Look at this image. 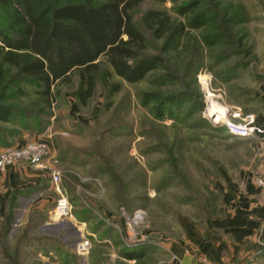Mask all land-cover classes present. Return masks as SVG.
Returning a JSON list of instances; mask_svg holds the SVG:
<instances>
[{
	"label": "trees",
	"instance_id": "trees-1",
	"mask_svg": "<svg viewBox=\"0 0 264 264\" xmlns=\"http://www.w3.org/2000/svg\"><path fill=\"white\" fill-rule=\"evenodd\" d=\"M148 1L151 7H145ZM167 1L171 2L169 8L165 6ZM229 3L225 0L216 5L213 0H0V150L16 145L19 137L48 131L54 124L52 118L57 119L54 110L62 99L64 86L75 89L80 107L91 105L102 90L106 99L103 110L112 109L126 85L133 86V96L143 118L170 130L173 147L179 144L181 127L196 130L195 137L204 148L209 146L210 132L220 130L227 139L232 138L224 128H214L202 117V95L192 92L191 85L182 81L175 66L176 61L189 55L191 72L201 57L199 68L195 69L200 73L205 55L221 50L224 54L214 64L236 58L218 74L227 84L240 69L251 66L245 60L248 50H242L245 45L234 37L235 32L230 28L234 17L226 15L229 8L233 15H240L241 10H236L240 6L233 1ZM220 15L225 25L214 24ZM256 94L248 91L233 99L248 114L258 101ZM166 120L171 123L164 124ZM125 124L120 119L106 131ZM70 152L69 148L58 151L61 165ZM72 176L76 178L75 172ZM73 186L77 185L69 184L71 194L75 190ZM63 189L66 191L64 185ZM23 193L22 190L13 193L9 213L0 220V235L16 222L15 211ZM71 201L77 207L74 211L77 219L88 223L94 214L92 210L77 193L71 196ZM32 212L43 213L36 209ZM91 230L99 232L97 226ZM108 237V233L100 235L101 239ZM133 251L129 248L120 254L131 258Z\"/></svg>",
	"mask_w": 264,
	"mask_h": 264
},
{
	"label": "rangeland",
	"instance_id": "rangeland-1",
	"mask_svg": "<svg viewBox=\"0 0 264 264\" xmlns=\"http://www.w3.org/2000/svg\"><path fill=\"white\" fill-rule=\"evenodd\" d=\"M213 1L215 5L223 2ZM229 1L240 6L236 8L241 10L240 15H233L232 8L226 15L234 17L230 28L235 32L234 37L245 45L242 50H248L249 56L245 60L251 66L240 69L229 84L224 83L218 74L236 58L214 64L224 54L221 50L205 55L200 73H196V68H199L201 57L191 72L189 55L176 61L175 66L182 81L191 85L195 95H202V85L206 86L210 77L212 87L223 93V100L228 105L237 106L233 99L235 95L258 92L259 84L264 82V0H225V3L230 5ZM165 6L169 8L171 2L167 1ZM145 7H151V3L148 1ZM214 24L225 25L226 21L220 15ZM74 90L64 86L58 107L54 104L57 119L52 118L54 124L50 129L56 131L52 139L56 146V153L53 152L57 156L58 151L71 149L62 165L59 163V168L62 188L63 185L66 187L65 193L73 206L75 219L77 207L71 196L76 193L94 213L87 223L90 235L86 237L92 244L90 252L87 255L76 252L82 236L73 219L49 218L54 215L55 202L53 206L49 204L52 213L32 212L24 221L15 222L9 231L0 235V264H131L120 259V252L129 247L122 242L119 231L102 218L107 216L121 224L124 216L143 210L146 223L142 230L155 240L164 241L182 237L188 222L201 226L220 215L223 202L217 184L223 177V170L235 171L249 162L247 140L227 139L225 133L216 130L210 132L209 146L204 148L202 141L195 137L196 130L181 127L182 136L177 138L180 145L173 147L170 130L143 118L133 96V86H125L110 110H103L106 99L102 90L86 107L77 104ZM201 100L204 108L203 95ZM253 106L258 108V102ZM120 119L126 121V126L106 131L111 123L113 125ZM170 123V120L164 121V124ZM146 130L148 134H145ZM49 138L45 140L50 143ZM72 172L76 174L74 179ZM94 178L101 182V186ZM70 183L77 185L73 186L72 194ZM51 192L58 199L59 196ZM93 226H97L99 232L91 230ZM102 233H108L107 241L100 238Z\"/></svg>",
	"mask_w": 264,
	"mask_h": 264
},
{
	"label": "crops",
	"instance_id": "crops-1",
	"mask_svg": "<svg viewBox=\"0 0 264 264\" xmlns=\"http://www.w3.org/2000/svg\"><path fill=\"white\" fill-rule=\"evenodd\" d=\"M256 96L259 107L248 114H254L256 124L264 130V82ZM55 134L50 129L41 135H25L17 138L16 145L50 137L56 153ZM245 140L251 159L238 170H223L217 184L223 202L220 215L201 226L188 222L182 237L164 239L160 246L134 248L131 258L120 254V259L131 264H264V200L256 183L264 175V132ZM50 182L48 175L28 165L10 167L0 174V220L8 215L16 190L24 191L15 211L16 222L24 221L34 209L52 213L49 204L53 206L57 197L52 196Z\"/></svg>",
	"mask_w": 264,
	"mask_h": 264
},
{
	"label": "built area",
	"instance_id": "built-area-1",
	"mask_svg": "<svg viewBox=\"0 0 264 264\" xmlns=\"http://www.w3.org/2000/svg\"><path fill=\"white\" fill-rule=\"evenodd\" d=\"M202 86L205 106L201 114L211 125L224 128L234 138H252L264 132L256 124L254 114H245L241 107L228 105L223 100V93L212 87L210 77L206 86ZM59 163L58 156L53 152L51 144L45 139L29 141L22 146H8L0 151V174L5 173L10 167L28 165L50 177L52 189L59 196L51 219H73L77 231L82 236V239L76 245V252L79 255H87L92 247L90 240L86 237L90 235L87 229V222L79 221L73 215V206L62 188V172L59 168ZM93 180L97 181V184L101 186V182L98 179L94 178ZM85 181L89 180L86 179ZM256 183L264 200V175L257 177ZM78 189L80 190V188ZM102 219L119 231L122 242L129 248L151 244L161 245L162 241L155 240L151 234L142 230L146 223V213L143 210H136L132 214L124 216L122 219L124 224H117L107 216Z\"/></svg>",
	"mask_w": 264,
	"mask_h": 264
}]
</instances>
